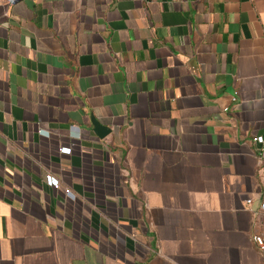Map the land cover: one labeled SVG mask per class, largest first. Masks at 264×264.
Masks as SVG:
<instances>
[{"label": "crops", "instance_id": "obj_1", "mask_svg": "<svg viewBox=\"0 0 264 264\" xmlns=\"http://www.w3.org/2000/svg\"><path fill=\"white\" fill-rule=\"evenodd\" d=\"M258 136L264 0H0V264H264Z\"/></svg>", "mask_w": 264, "mask_h": 264}, {"label": "built area", "instance_id": "obj_2", "mask_svg": "<svg viewBox=\"0 0 264 264\" xmlns=\"http://www.w3.org/2000/svg\"><path fill=\"white\" fill-rule=\"evenodd\" d=\"M228 111V110H226ZM47 136V133H43ZM253 143L259 145V146H263L264 145V136H258V137H255L253 139ZM71 150L70 149H62L61 150V153L62 154H70ZM261 155L264 156V148L261 149ZM47 184L50 186V187H59V181L56 180L55 178L53 177H48L47 178ZM66 196L74 201L75 200V196L70 192V191H66ZM248 204L250 205L251 204V201L248 202ZM259 211L261 213H264V201L260 203V206H259ZM252 242L255 246V249L257 250V252L259 254H261L262 256H264V234H255L252 236Z\"/></svg>", "mask_w": 264, "mask_h": 264}, {"label": "water", "instance_id": "obj_3", "mask_svg": "<svg viewBox=\"0 0 264 264\" xmlns=\"http://www.w3.org/2000/svg\"><path fill=\"white\" fill-rule=\"evenodd\" d=\"M93 126L95 128V132L96 134L100 137L103 138L105 135H107L110 131L102 126L100 123H98L97 121L93 120Z\"/></svg>", "mask_w": 264, "mask_h": 264}]
</instances>
